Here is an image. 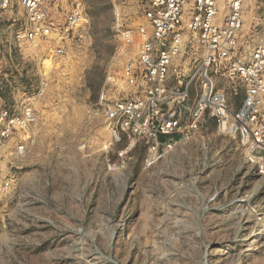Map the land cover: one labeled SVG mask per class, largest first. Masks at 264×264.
Listing matches in <instances>:
<instances>
[{
	"label": "rangeland",
	"instance_id": "obj_1",
	"mask_svg": "<svg viewBox=\"0 0 264 264\" xmlns=\"http://www.w3.org/2000/svg\"><path fill=\"white\" fill-rule=\"evenodd\" d=\"M143 3L47 0L59 29L73 7L86 15L66 42L52 44L63 47L56 59L18 48L5 19L7 104L37 88L44 93L25 158L0 153V264H264V178L238 135H222L210 116L170 149L111 135L99 95L121 70L116 22L136 27ZM246 4L250 50L264 16L252 0ZM11 11L22 14L18 6ZM193 56L191 46L188 64ZM214 80L238 109L240 81L222 71Z\"/></svg>",
	"mask_w": 264,
	"mask_h": 264
},
{
	"label": "built area",
	"instance_id": "obj_2",
	"mask_svg": "<svg viewBox=\"0 0 264 264\" xmlns=\"http://www.w3.org/2000/svg\"><path fill=\"white\" fill-rule=\"evenodd\" d=\"M246 1L144 0L136 27L117 19L121 70L117 76H107L99 95L117 142L123 137L134 144L151 143L153 151L170 149L189 140L210 116L222 135H238L248 146V160L264 178V24L249 50L248 36L242 34ZM252 1L264 16V0ZM13 6L22 14H12ZM5 19L10 20L18 48L23 44L35 57L56 59L63 47L56 50L52 44L66 42L70 33L83 27L86 15L82 7H73L59 29L47 0H0V31ZM191 46L194 58L188 64ZM218 71L244 87L236 110L216 88ZM3 89L0 81V153L12 151L23 160L31 145L26 135L37 119L35 102L44 89L22 94L12 106Z\"/></svg>",
	"mask_w": 264,
	"mask_h": 264
}]
</instances>
